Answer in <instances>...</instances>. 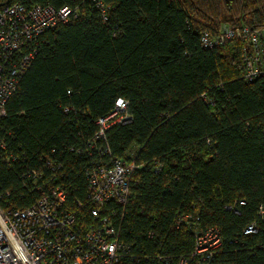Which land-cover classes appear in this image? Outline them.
I'll list each match as a JSON object with an SVG mask.
<instances>
[{
    "label": "trees",
    "instance_id": "16d2710c",
    "mask_svg": "<svg viewBox=\"0 0 264 264\" xmlns=\"http://www.w3.org/2000/svg\"><path fill=\"white\" fill-rule=\"evenodd\" d=\"M99 1L106 22L93 0H0L77 13L42 33L6 103L0 206L39 196L31 169L40 185H63L69 204L85 201V170L122 158L139 165L125 207L108 204L123 212L124 242L194 264L193 232L213 227L221 245L209 264H264V76L243 78L240 39L200 43L222 25L264 27V0ZM118 98L131 120L106 128L110 156H88L97 120ZM250 224L256 231L245 233Z\"/></svg>",
    "mask_w": 264,
    "mask_h": 264
},
{
    "label": "built area",
    "instance_id": "2783aa9c",
    "mask_svg": "<svg viewBox=\"0 0 264 264\" xmlns=\"http://www.w3.org/2000/svg\"><path fill=\"white\" fill-rule=\"evenodd\" d=\"M93 1L106 22V7L99 0ZM76 16L69 6L55 9L47 4L14 2L0 8V120L6 114L8 99L34 58L39 37ZM236 38L243 42V78L251 81L264 76V27L233 29L222 25L215 35L204 31L200 43L210 49ZM126 107L127 101L118 98L109 114L97 120L98 130L86 143L88 156H91L89 149L98 156L105 152L110 156L105 130L113 123L131 120L125 113ZM6 147L5 140L0 138V160L9 163L10 157L3 155ZM138 166L122 158L99 159L84 172L85 201L76 200L73 205L69 204L63 185H40L43 174L31 169L28 176L32 188L40 190L39 196L22 209L0 206V264H170L171 255L160 248L149 254L133 242H124L121 239L123 212L119 214L108 207L110 202L125 207L131 178ZM175 227H179L178 222ZM255 231L254 224L245 229V233ZM193 233L190 259L194 264H209L221 245L218 230L210 227Z\"/></svg>",
    "mask_w": 264,
    "mask_h": 264
}]
</instances>
